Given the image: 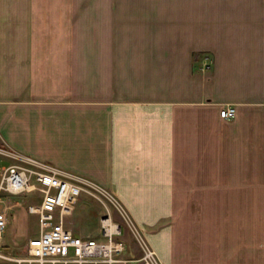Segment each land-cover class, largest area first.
<instances>
[{
	"label": "crops",
	"instance_id": "obj_1",
	"mask_svg": "<svg viewBox=\"0 0 264 264\" xmlns=\"http://www.w3.org/2000/svg\"><path fill=\"white\" fill-rule=\"evenodd\" d=\"M3 142L109 188L166 264H264V0H0Z\"/></svg>",
	"mask_w": 264,
	"mask_h": 264
},
{
	"label": "built area",
	"instance_id": "obj_2",
	"mask_svg": "<svg viewBox=\"0 0 264 264\" xmlns=\"http://www.w3.org/2000/svg\"><path fill=\"white\" fill-rule=\"evenodd\" d=\"M220 114L232 119L237 108L227 104ZM0 157L6 161L0 164V198L2 194L32 196L34 201L28 211L39 224L38 234L27 239L23 253L13 254L3 243L9 212L0 202V263L166 264L127 207L111 191L4 142L0 143ZM83 194L96 197L104 208L97 232L89 235L74 232L68 223Z\"/></svg>",
	"mask_w": 264,
	"mask_h": 264
},
{
	"label": "rangeland",
	"instance_id": "obj_3",
	"mask_svg": "<svg viewBox=\"0 0 264 264\" xmlns=\"http://www.w3.org/2000/svg\"><path fill=\"white\" fill-rule=\"evenodd\" d=\"M29 156H31V155H29ZM34 158H36V157H34ZM36 159H38V158H36ZM38 160L49 163V162L41 160V159H38ZM2 163H6V161H4L0 157V164H2ZM52 165H54V164H52ZM54 166L59 167L61 169H64L65 171H67L69 173L77 174V175H80L84 178H88L91 181H93V182L99 184L100 186L104 187L102 184L98 183L97 181H95L89 177H86L84 175H81L79 173H76L74 171L68 170L66 168H63V167H60L57 165H54ZM104 188L107 191H111L107 187H104ZM31 197L29 195L2 194V196L0 198L1 199L0 202L4 206L7 207L8 212H9V223H8L7 228H6L4 235H3V243L6 246V250L11 251L13 254H17V255L22 254L25 247H26L27 239L31 236L38 234L37 233L38 229H39L38 219L34 214H31L28 211L29 204L32 203V201H34L31 199ZM86 197H89L90 199H92L96 202V203L94 202L95 204H97L96 209L99 210L100 213L97 214V212H96L97 215H94V213H95L94 212L93 215H88L89 217H86L85 220L79 221V219H77L76 217H74V218L72 217L73 214L75 213L74 212L69 217L68 223L71 227L72 226H75V227L78 226L81 228V225H82L84 230L87 229V231L85 230L86 233L84 235H89V234H92L93 232H95V233L97 232L99 225H100V221H99L100 215H101L104 208H103V205L101 204L102 202L99 199H96V197L94 198V197L90 196L89 194H83L81 199L86 198ZM116 197H118V196H116ZM124 206L127 207L125 204H124ZM88 207H89V205H88ZM127 209H128V207H127ZM128 211L130 212L129 209H128ZM130 214L132 215L131 212H130ZM116 218L119 219V216L117 214H116ZM130 243L131 242H129V244ZM0 264H7V263H0Z\"/></svg>",
	"mask_w": 264,
	"mask_h": 264
}]
</instances>
